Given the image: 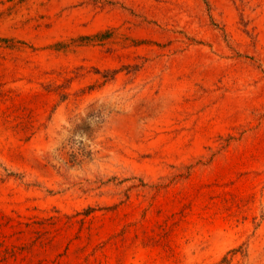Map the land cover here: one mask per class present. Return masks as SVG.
Instances as JSON below:
<instances>
[{"label":"rangeland","instance_id":"rangeland-1","mask_svg":"<svg viewBox=\"0 0 264 264\" xmlns=\"http://www.w3.org/2000/svg\"><path fill=\"white\" fill-rule=\"evenodd\" d=\"M0 264H264V0H0Z\"/></svg>","mask_w":264,"mask_h":264}]
</instances>
